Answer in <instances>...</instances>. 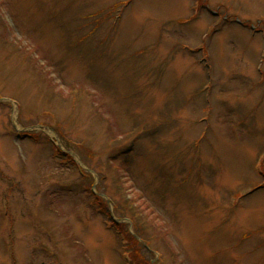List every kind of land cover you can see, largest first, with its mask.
Instances as JSON below:
<instances>
[{
	"label": "rangeland",
	"instance_id": "obj_1",
	"mask_svg": "<svg viewBox=\"0 0 264 264\" xmlns=\"http://www.w3.org/2000/svg\"><path fill=\"white\" fill-rule=\"evenodd\" d=\"M124 246L264 264V0H0V264Z\"/></svg>",
	"mask_w": 264,
	"mask_h": 264
},
{
	"label": "trees",
	"instance_id": "obj_2",
	"mask_svg": "<svg viewBox=\"0 0 264 264\" xmlns=\"http://www.w3.org/2000/svg\"><path fill=\"white\" fill-rule=\"evenodd\" d=\"M109 221H110V219H109ZM110 222H111V221H110ZM112 225H115V224L112 223ZM114 227H116L118 233L122 236L123 241L127 244L128 241H127V239H126V236H125V235L123 234V232H122V228H121V227L118 228L117 226H114ZM132 240H134V239H132ZM132 244H133V243H132ZM137 245L140 246L139 244H137ZM124 247H125L124 252H127L128 248H127L126 246H124ZM128 258H129V254H128ZM129 261H130L131 264H133V263H132L133 260H131V259L129 258Z\"/></svg>",
	"mask_w": 264,
	"mask_h": 264
}]
</instances>
